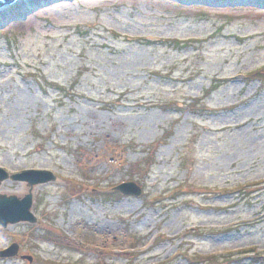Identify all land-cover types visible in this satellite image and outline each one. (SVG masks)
I'll use <instances>...</instances> for the list:
<instances>
[{"label": "rangeland", "instance_id": "374dc122", "mask_svg": "<svg viewBox=\"0 0 264 264\" xmlns=\"http://www.w3.org/2000/svg\"><path fill=\"white\" fill-rule=\"evenodd\" d=\"M205 1L0 5V167L62 179L0 229V264H264V0Z\"/></svg>", "mask_w": 264, "mask_h": 264}, {"label": "water", "instance_id": "95a60500", "mask_svg": "<svg viewBox=\"0 0 264 264\" xmlns=\"http://www.w3.org/2000/svg\"><path fill=\"white\" fill-rule=\"evenodd\" d=\"M13 0H0V5L9 4ZM10 179L22 183L23 192L0 191V229L16 223L34 224L37 218L31 208L36 186L44 183L60 181L58 175L48 169H22L9 174L0 167V187L4 180ZM114 190L127 195H139L140 188L133 181H124L115 185ZM19 245L17 242L10 243L7 247L0 249V258L12 257L18 254ZM21 258L31 262L30 255H22Z\"/></svg>", "mask_w": 264, "mask_h": 264}, {"label": "trees", "instance_id": "16d2710c", "mask_svg": "<svg viewBox=\"0 0 264 264\" xmlns=\"http://www.w3.org/2000/svg\"><path fill=\"white\" fill-rule=\"evenodd\" d=\"M205 0H180V3H188V4H195V2H204ZM205 2H212V1H205ZM223 2H225V0H218V1H214L212 3H218V4H222ZM185 5V4H184ZM17 12L19 13L20 12V9L18 8L17 9ZM1 34H4L3 31H0V35ZM31 76L34 78V80L36 81L37 85L40 87V89L42 90H47V89H50V92H56V93H64L65 90H68V86H65L64 84H60L59 82L57 81H54V80H47L45 79L44 77L42 76H39L38 74H36L35 72L33 73H30ZM244 77H246L248 80H256L258 81L260 84L264 85V67H258V68H255L251 71H246L244 73ZM215 86V83H210V87H213ZM209 91V90H208ZM68 93V92H66ZM191 102V101H190ZM188 105H193L192 103H189ZM116 162V161H115ZM179 185H177L175 188H179L178 187ZM108 189L102 191L100 189H97V188H93L94 190H98L100 191L101 193H103V196L104 195H107L106 199L108 198V196H112V197H117V196H120L121 194H119L118 191L114 190L113 189V186H109L107 187ZM174 188V189H175ZM83 189V188H82ZM173 189V188H172ZM172 189H168V192H170ZM237 190L240 191H243L244 193H249L250 192V185H244V186H241L239 187ZM171 192H177V191H171ZM160 195V194H159ZM159 195H157L159 197ZM161 196V195H160ZM175 195H170L169 198H173ZM110 198V197H109ZM105 199V200H106ZM250 250V252H253V254H255L254 250L253 249H248ZM252 250V251H251ZM245 252L247 251L244 250ZM249 252V251H248ZM200 258H209L208 261H207V264H216V262H213L211 259H213L211 256H204V257H200ZM77 262V261H76ZM44 264H75V263H64V261H62L61 263L58 262V261H47L44 263Z\"/></svg>", "mask_w": 264, "mask_h": 264}, {"label": "bare ground", "instance_id": "6f19581e", "mask_svg": "<svg viewBox=\"0 0 264 264\" xmlns=\"http://www.w3.org/2000/svg\"><path fill=\"white\" fill-rule=\"evenodd\" d=\"M0 11H1V9H0Z\"/></svg>", "mask_w": 264, "mask_h": 264}]
</instances>
